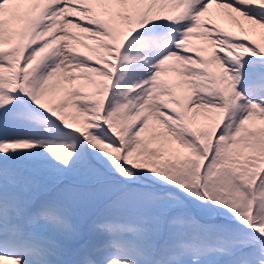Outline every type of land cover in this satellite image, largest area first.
I'll use <instances>...</instances> for the list:
<instances>
[{
	"label": "snow or ice",
	"instance_id": "obj_1",
	"mask_svg": "<svg viewBox=\"0 0 264 264\" xmlns=\"http://www.w3.org/2000/svg\"><path fill=\"white\" fill-rule=\"evenodd\" d=\"M0 264H264V0H0Z\"/></svg>",
	"mask_w": 264,
	"mask_h": 264
}]
</instances>
